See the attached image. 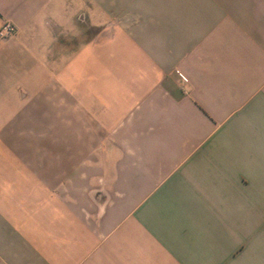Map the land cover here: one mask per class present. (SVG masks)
Returning <instances> with one entry per match:
<instances>
[{
    "label": "crops",
    "instance_id": "crops-1",
    "mask_svg": "<svg viewBox=\"0 0 264 264\" xmlns=\"http://www.w3.org/2000/svg\"><path fill=\"white\" fill-rule=\"evenodd\" d=\"M0 264H264V0H0Z\"/></svg>",
    "mask_w": 264,
    "mask_h": 264
},
{
    "label": "built area",
    "instance_id": "built-area-1",
    "mask_svg": "<svg viewBox=\"0 0 264 264\" xmlns=\"http://www.w3.org/2000/svg\"><path fill=\"white\" fill-rule=\"evenodd\" d=\"M18 30L16 24L11 21H4L0 26V40H7L13 37Z\"/></svg>",
    "mask_w": 264,
    "mask_h": 264
}]
</instances>
